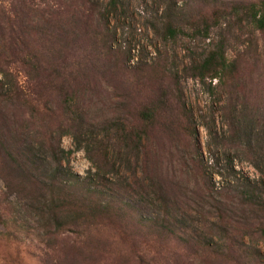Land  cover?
Wrapping results in <instances>:
<instances>
[{
  "label": "rangeland",
  "instance_id": "374dc122",
  "mask_svg": "<svg viewBox=\"0 0 264 264\" xmlns=\"http://www.w3.org/2000/svg\"><path fill=\"white\" fill-rule=\"evenodd\" d=\"M252 1L120 0L117 10L111 11L108 0H98L100 14L89 20L72 28L61 19L60 28L72 33L65 42L63 29L55 28L60 43L46 36L43 18L29 13L22 18L29 31L17 39L27 46L15 39V51L3 49L2 45L8 48L12 44L8 46L9 36L15 37L4 30L0 69L10 71L12 81L21 87L33 90L36 82L40 93L29 97L33 108L23 101L0 103L1 141L13 152L22 151L26 143L42 144L43 156L48 152L47 141L59 142L58 147L67 152L62 168L84 177L95 172L85 148L96 145L94 139H98L102 154L107 153L115 164L106 173L108 178L132 184L141 177L144 156L117 150L104 129L125 120L134 123L138 110L165 98V103L171 100L165 113L172 112L181 99L184 110L192 115L195 140L173 119L159 117L147 140H142L149 175L157 169L156 177L167 190L185 196H195L200 187L218 191L227 183L246 179L263 189L264 32L255 29L239 6ZM214 2L226 10L205 31L200 15ZM167 20L178 30L172 39L164 32ZM26 50L36 53L38 63L24 58ZM210 50H221L235 66L233 74L220 84L193 76L192 68ZM18 58L23 62L10 63ZM1 149L5 153L0 146V264H245L230 256L197 255L196 249L174 237L159 236L128 220L103 219L81 231L71 227L51 237L55 227L46 226L24 206L20 197L26 196V182L4 165ZM94 153L97 163L103 164L98 152ZM189 158L198 164L192 174ZM255 228L250 224L243 229L245 241ZM211 236L214 248L225 245L218 235ZM247 243L257 247L261 257L246 264H264V240L254 238V244Z\"/></svg>",
  "mask_w": 264,
  "mask_h": 264
},
{
  "label": "trees",
  "instance_id": "16d2710c",
  "mask_svg": "<svg viewBox=\"0 0 264 264\" xmlns=\"http://www.w3.org/2000/svg\"><path fill=\"white\" fill-rule=\"evenodd\" d=\"M119 4L120 0H108L111 11H116ZM239 6L251 18L255 29L264 32V0L241 3ZM225 10L214 2L209 9L201 13L202 22L206 25L204 30H208L209 22L217 23ZM29 13L43 18L46 23V36L49 35V39L60 43L62 39L56 38L55 28H59V31L63 29L61 34L65 36L67 42L66 39L70 38L72 30L68 31L60 26L65 23L73 28L77 22L89 20L93 14H100V7L98 0H0V39L5 40L2 38L6 32L4 30L15 35L9 36L11 40L8 46L12 42L11 46L6 48L2 45L3 49L13 52L11 50H14L12 49L14 45L16 49L15 39H18V35L23 37L29 31L28 23L22 22V18L26 19ZM61 19L64 21L62 24ZM164 32L167 39H172L178 30L172 21L167 20ZM18 42L24 44L23 39ZM67 46L68 43H65L63 49L65 50ZM24 58H30V63H38L36 53L32 54L26 50ZM15 61L23 62V59L10 60V63ZM234 70L235 66L227 60L221 50L208 51L206 57L192 68L195 78L200 80L209 78L217 80L219 84L231 76ZM0 72L2 76L0 103L23 101L29 105L32 101L29 97L32 94L39 95L40 91L36 89L40 86L36 82H33L34 89L31 90L30 86L24 88L12 81L11 74L7 73L10 71L0 69ZM6 85H9L8 89H4ZM174 89L177 91V88ZM177 94L179 98L180 91ZM165 99L162 102L158 100L156 104L143 106L137 111L134 123L125 120L108 125L104 129L106 135H111L109 138L117 150L133 154L137 158L140 153L144 156V161L141 159L143 166L141 177L132 184H120L108 178L106 173L113 171L115 164L110 161L107 153L102 154L101 140L94 139L96 145H88L85 148L86 156L94 166L95 172L79 177L62 168L61 160L67 152L58 147L59 142L47 141L48 152L45 151L43 156L41 154L43 151L39 150L43 147L42 144L26 143L22 151L17 149L13 152L0 139V146L5 150L4 153L1 149L5 155L4 165L11 166L13 173L26 182L27 188L24 189L26 196L20 197L24 201V206L31 213L40 216L46 226L55 227V232L49 233L51 237L57 231L66 232L71 227L81 231L103 219L116 220L119 223L128 220L133 222L135 227L153 230L159 236L167 234L174 237L179 243L196 249L197 255L202 253L215 258L230 256L236 262L256 263L261 257L260 250L249 243L246 244V241L254 244V238L264 240V188L261 189L246 179L244 183H227L218 191L210 187H200L195 196H185L169 188L167 190L156 177L159 172L157 169H152L150 176V171L145 168L147 153L144 141L147 140L148 131L153 129L159 117L168 116L173 119L181 130L183 126V131L189 139L195 140L196 131L192 125V115L184 110L181 99L175 102L174 111L166 113L165 109L170 106L171 100L165 103ZM67 132L62 131V134ZM73 137L77 147H81L77 133L74 132ZM14 143L17 144V141ZM93 151L98 152L103 164L97 163ZM46 154L49 160L46 159ZM189 160L192 163V174L198 164L195 165L194 158ZM198 163L201 167V161ZM250 224H254L256 228L250 232L252 234L245 236V241L243 229ZM214 230L217 233L213 234ZM211 235H218L225 245L222 244L219 249L214 248V243L210 241Z\"/></svg>",
  "mask_w": 264,
  "mask_h": 264
}]
</instances>
